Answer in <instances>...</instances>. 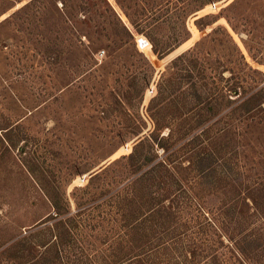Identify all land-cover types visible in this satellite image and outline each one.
Here are the masks:
<instances>
[{"label":"rangeland","instance_id":"1","mask_svg":"<svg viewBox=\"0 0 264 264\" xmlns=\"http://www.w3.org/2000/svg\"><path fill=\"white\" fill-rule=\"evenodd\" d=\"M0 264H264V0H0Z\"/></svg>","mask_w":264,"mask_h":264}]
</instances>
